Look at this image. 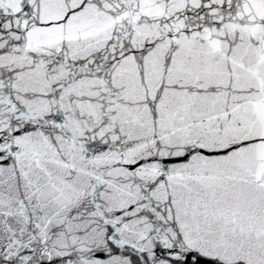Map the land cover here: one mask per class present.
Returning <instances> with one entry per match:
<instances>
[{
	"label": "snow or ice",
	"instance_id": "obj_1",
	"mask_svg": "<svg viewBox=\"0 0 264 264\" xmlns=\"http://www.w3.org/2000/svg\"><path fill=\"white\" fill-rule=\"evenodd\" d=\"M0 264H264V0H0Z\"/></svg>",
	"mask_w": 264,
	"mask_h": 264
}]
</instances>
